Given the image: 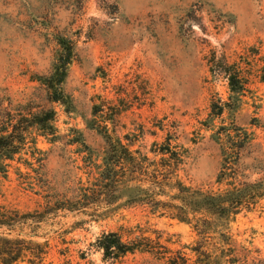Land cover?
<instances>
[{
	"label": "rangeland",
	"instance_id": "1",
	"mask_svg": "<svg viewBox=\"0 0 264 264\" xmlns=\"http://www.w3.org/2000/svg\"><path fill=\"white\" fill-rule=\"evenodd\" d=\"M62 40L75 46L63 85L69 111L50 101L42 83ZM224 62L246 80L233 110ZM96 105H104L102 118L93 115ZM1 106L56 112L54 135L31 130L43 161L25 152L9 176L0 174V207L34 218L11 237L48 242L46 264H166L140 252L104 259L96 243L112 232L124 241L143 234L190 255L183 248L199 240L192 226L132 203L134 188H121L110 209L70 207L107 157L96 121L110 118L114 140L151 158L154 144L170 141L185 156L182 181L205 187L216 183L235 124L251 138L241 151L242 174L264 178V0H0ZM223 225L242 264H264V201Z\"/></svg>",
	"mask_w": 264,
	"mask_h": 264
},
{
	"label": "trees",
	"instance_id": "2",
	"mask_svg": "<svg viewBox=\"0 0 264 264\" xmlns=\"http://www.w3.org/2000/svg\"><path fill=\"white\" fill-rule=\"evenodd\" d=\"M59 45L61 50L53 72L42 83L48 90L50 101L69 111L70 102L63 91V85L74 60L75 46L67 40L60 41ZM221 67L232 93V102L226 106L233 110L242 100L246 80L234 65L224 62ZM223 106H216L222 111L217 115L223 113ZM108 109V116L115 117L116 112L112 108ZM102 113L104 105L94 106L95 117L102 118ZM55 119V110L38 113L22 110L14 113L1 106L0 174L9 176L12 163H20L25 152V155L31 154L33 161H43L37 157L41 154L36 140L29 141L31 130L35 129L41 136L54 135ZM110 119L96 121L97 129L107 139V157L98 168L96 176H92L93 182L84 190L83 199L78 200L70 209L76 206L81 209L96 208V211L110 209L119 190L131 187L136 190L132 203L150 208L161 217L186 222L192 226L199 240L192 247L183 248L190 251L188 255L183 250L174 251L143 234L124 241L122 234L112 232L104 234L96 243L104 259L117 260L140 252L150 254L166 264H242L223 222H229L244 212L255 211L264 201V178L251 182L242 174L239 166L241 151L250 144V136L233 124L227 130L226 137L231 141L223 149L224 164L215 185L193 186L180 178L179 169L184 164L185 156L170 141L162 145L154 144L151 151L154 156L151 158L141 149L131 150L121 140H114L110 133ZM232 133L235 135L232 136ZM27 161L26 165L33 164ZM24 217L18 211L10 212L0 207V230L5 228L10 231L8 235L0 234V264H46L50 253L48 242L38 243L31 238L10 236L16 227H21L17 225H23L22 220L34 219L30 214Z\"/></svg>",
	"mask_w": 264,
	"mask_h": 264
}]
</instances>
